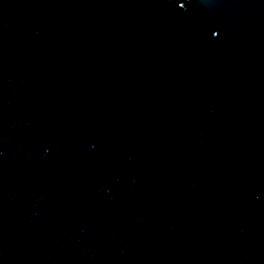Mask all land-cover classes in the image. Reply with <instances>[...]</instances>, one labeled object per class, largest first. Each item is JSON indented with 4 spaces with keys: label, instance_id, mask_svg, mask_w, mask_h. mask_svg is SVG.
Returning a JSON list of instances; mask_svg holds the SVG:
<instances>
[{
    "label": "water",
    "instance_id": "water-1",
    "mask_svg": "<svg viewBox=\"0 0 264 264\" xmlns=\"http://www.w3.org/2000/svg\"><path fill=\"white\" fill-rule=\"evenodd\" d=\"M0 264H264V0H0Z\"/></svg>",
    "mask_w": 264,
    "mask_h": 264
}]
</instances>
